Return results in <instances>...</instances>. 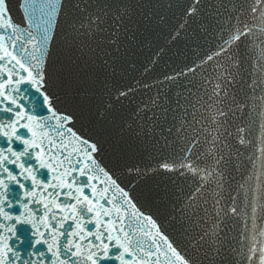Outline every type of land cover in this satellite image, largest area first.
I'll return each mask as SVG.
<instances>
[{
  "label": "snow or ice",
  "instance_id": "obj_1",
  "mask_svg": "<svg viewBox=\"0 0 264 264\" xmlns=\"http://www.w3.org/2000/svg\"><path fill=\"white\" fill-rule=\"evenodd\" d=\"M149 3L19 0L17 22L0 0V264H218L227 250L264 264V0H190L184 23L209 15L214 47L165 76L182 89L174 100L157 93L122 129L135 141L127 150L143 148L155 163L122 166L127 150L112 168L100 160L110 142L101 118L135 92L109 87L115 54L130 26L151 21ZM236 144L250 168L226 196L230 169L243 166ZM117 168L191 181L171 218L180 221L175 240ZM237 222L239 239L229 235ZM18 226L32 231L18 235ZM12 241L27 243L30 259Z\"/></svg>",
  "mask_w": 264,
  "mask_h": 264
},
{
  "label": "water",
  "instance_id": "obj_2",
  "mask_svg": "<svg viewBox=\"0 0 264 264\" xmlns=\"http://www.w3.org/2000/svg\"><path fill=\"white\" fill-rule=\"evenodd\" d=\"M189 2L190 0H150L151 21L147 22L146 26H130L129 33L122 37L125 46L122 47L121 52L115 54L118 57L115 61L116 71L115 75L109 77L108 83L109 87L126 89L130 86L135 89V92L127 98H122L119 103L113 102V108L105 117L101 118L102 126L107 131L110 142L107 151L100 156V160L109 168H112L117 157L127 150L126 142L135 143L132 136L122 131L125 121H133L138 107L155 97L157 93L162 101L165 96L169 100H174V93L182 91V89L166 81L165 76L175 75L176 72L184 69L193 61L198 62V57L214 47L216 43L213 34V21L203 11L200 17L188 19V22L184 23L183 7ZM8 3L10 15L14 21L19 22L22 16L18 8L19 0H8ZM205 4H208V0H205ZM182 23H184V27L179 28ZM23 26L26 27V25ZM177 32L179 35H176ZM133 33H135L134 38L129 40L128 37H131ZM248 72H251L250 68ZM203 77L204 73H199L195 77L193 93L199 88ZM244 79L247 81L248 76L245 75ZM143 85H148V87L145 88ZM245 91H247L246 88ZM240 96L243 97V92L240 93ZM104 99L108 100L107 94H104ZM235 147L240 149L239 159L243 166L239 171L230 169L231 175L227 176L228 183L225 185L226 196L227 193L236 189L238 183H243L242 177L247 175L250 168L246 159L250 154L249 151L238 144ZM154 163L155 161L149 158L143 148L139 151L127 150V155H124L121 160V165L126 167L143 168ZM115 171L119 177L118 182H121L122 186L126 187L138 199H141L142 210L152 214L161 225L162 232L169 235L170 240H175L176 233L180 228V221L171 218L180 216L184 197L191 181L185 182L183 177L169 179L172 174L138 177L126 172L121 174L120 168ZM141 192L145 193L146 197H140ZM144 199L147 200L146 204L143 202ZM200 214L203 215V213ZM25 227L28 228L29 233L32 231L30 226H18V235H22ZM240 230H242V224L237 222L235 227L229 231V235L239 239ZM27 239H34V237L29 235ZM158 243L163 249V242L158 240ZM12 244L21 252L24 259H30L27 253L33 249H29L27 243L20 245L19 242L12 241ZM231 246L239 247L235 240L231 242ZM37 247L42 251L45 250L42 245ZM199 255L203 258L202 252ZM217 261L218 264H234V261L243 264V261L230 250L225 251L222 257H217Z\"/></svg>",
  "mask_w": 264,
  "mask_h": 264
}]
</instances>
